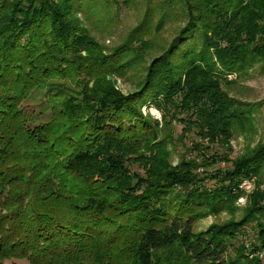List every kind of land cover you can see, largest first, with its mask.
<instances>
[{
    "label": "trees",
    "instance_id": "trees-1",
    "mask_svg": "<svg viewBox=\"0 0 264 264\" xmlns=\"http://www.w3.org/2000/svg\"><path fill=\"white\" fill-rule=\"evenodd\" d=\"M101 1L0 2V264H261L247 244L264 248V189L249 196L240 219L232 202L244 180L258 175L259 186L264 182V144L233 159L245 104L229 89L257 65L264 75V8L259 0H216L197 19L187 3L194 20L125 95L110 77L146 69L155 44L130 40L125 52L133 59L121 64L103 55L79 17L95 14ZM104 3L112 18L118 0ZM57 73L85 77L31 105ZM174 122L183 125L179 140L194 135L199 151L175 166ZM215 146L221 151L210 155ZM221 162L230 168L210 170ZM135 163L144 175L133 172ZM175 190L171 204L161 198ZM222 211L233 219L195 232L200 218ZM252 223L256 241L245 239L230 256Z\"/></svg>",
    "mask_w": 264,
    "mask_h": 264
},
{
    "label": "rangeland",
    "instance_id": "rangeland-1",
    "mask_svg": "<svg viewBox=\"0 0 264 264\" xmlns=\"http://www.w3.org/2000/svg\"><path fill=\"white\" fill-rule=\"evenodd\" d=\"M115 1L117 0H109L113 7ZM198 1L200 0H118V4L115 6L116 12L111 14L113 17L110 18V16L106 14L107 8L105 9V3L104 0H102L100 5H95L93 7L92 11L96 10L94 12L95 14H80L79 17L83 24L89 28L93 36H95L97 42L104 48V51L102 52L103 55L111 57L113 54L115 57L112 59L117 60L119 64L133 59V55H129L125 52L126 47L130 45V40H134L132 41L134 45H139V39L151 40V42L155 44V48L149 53L145 63L142 65L144 68L147 67V70L143 69L141 72L137 73L134 69H131L123 77H116L114 75L110 77L115 80L117 87L125 95H128L139 89L138 82L146 76L148 67L157 59V57H159L163 52L162 50L171 44L176 35H178L188 24L190 25V19L191 21L194 20V18L189 16L190 4L187 6V3L195 5L192 13L193 17H197L198 19V17H201L203 14L202 10L212 8L213 4L216 2V0H205L206 2H203L204 4L197 5L196 3ZM259 2L260 7L264 8V0H259ZM159 24H163V27L160 29H158ZM75 73L70 77H66V74L64 73H57L54 74L56 76L51 75L46 77L44 80V87L42 86L41 90H39L41 93H38L36 97L35 94L37 92L33 93L35 88L32 89V98L29 99L28 102L35 106V104L45 99L47 91L53 92V94L56 95L59 88L62 86H65L64 88H66V85L68 84L70 86V83L74 80L84 79L85 75H81L78 78L75 76ZM76 90H78L77 87ZM229 91L238 101L245 104L244 108H240L238 111L241 119H245L244 126L235 128V136L232 140V157L233 159H237L250 150L255 149L259 144H264V75L260 72L259 65L251 70L249 75L239 77L236 84L230 88ZM142 109L143 112L150 113V110H145L144 107ZM182 130V124L179 122L173 123V133L171 132V134L174 144H171L169 147L173 150L172 160L174 161V166L181 161L182 156L185 155L186 152H190L189 157H198L197 154L199 151L192 148L196 137L190 135L186 140L181 142L179 138ZM215 150L219 152L221 151V148L215 146L210 155H212ZM230 165L231 164L228 162H221L213 165V168L211 167L210 170L219 168L227 169L230 168ZM130 167L133 172L144 175L145 171L138 163L132 164ZM204 168L205 167L199 168L203 177L205 174L203 173ZM260 172L261 176L263 175L262 178L264 181V164L261 167ZM198 183L200 184V182ZM206 184L213 187L216 183L209 178L207 179ZM259 187L264 189V182L259 186L258 175H253L241 183L240 188L243 195L237 200V202H232L240 209L235 214L236 219H240L244 216L242 208L249 205V196L257 191ZM126 192L124 194L126 196L129 195L130 192ZM162 193L163 196L161 198L171 204L177 191L175 190L171 193L165 191ZM230 219H233V215L228 211L205 216L200 218L195 224V232L208 233L212 231L214 226L220 227L226 224ZM257 229L258 228L255 227L254 223L247 225L245 228L247 237L241 235L238 239L234 240L232 242L234 245L230 247L228 254L230 256L235 255V247L240 245V243L245 244V239L256 241L258 233ZM184 261L188 262L187 259H182L180 261L178 258L171 261L156 259L155 264H184ZM15 262L18 264L26 263L18 260ZM6 263L12 264L13 261L9 260L6 261Z\"/></svg>",
    "mask_w": 264,
    "mask_h": 264
},
{
    "label": "built area",
    "instance_id": "built-area-1",
    "mask_svg": "<svg viewBox=\"0 0 264 264\" xmlns=\"http://www.w3.org/2000/svg\"><path fill=\"white\" fill-rule=\"evenodd\" d=\"M144 109L145 110H150V114H152L154 118L162 120L161 112L158 109H156L155 107H152V106L147 107V106H145ZM144 113H145V111H144ZM146 113H148V112H146ZM247 254H248V256L250 258H259L261 264H264V248H260L258 250H254L251 247V244L248 243L247 244Z\"/></svg>",
    "mask_w": 264,
    "mask_h": 264
}]
</instances>
